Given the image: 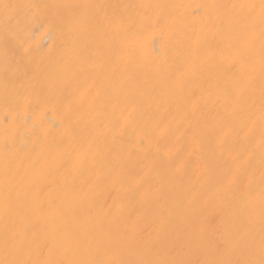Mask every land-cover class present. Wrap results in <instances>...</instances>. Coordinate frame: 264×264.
I'll return each mask as SVG.
<instances>
[{
    "label": "bare ground",
    "instance_id": "obj_1",
    "mask_svg": "<svg viewBox=\"0 0 264 264\" xmlns=\"http://www.w3.org/2000/svg\"><path fill=\"white\" fill-rule=\"evenodd\" d=\"M0 264H264V0H0Z\"/></svg>",
    "mask_w": 264,
    "mask_h": 264
}]
</instances>
